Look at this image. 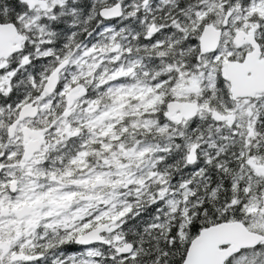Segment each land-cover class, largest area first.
<instances>
[{
    "label": "snow or ice",
    "instance_id": "obj_1",
    "mask_svg": "<svg viewBox=\"0 0 264 264\" xmlns=\"http://www.w3.org/2000/svg\"><path fill=\"white\" fill-rule=\"evenodd\" d=\"M0 264H264V0H0Z\"/></svg>",
    "mask_w": 264,
    "mask_h": 264
}]
</instances>
